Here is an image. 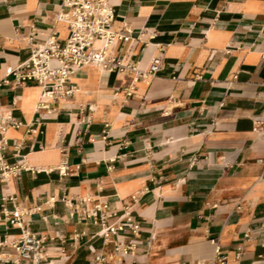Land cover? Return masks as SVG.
I'll use <instances>...</instances> for the list:
<instances>
[{"label": "crops", "instance_id": "crops-1", "mask_svg": "<svg viewBox=\"0 0 264 264\" xmlns=\"http://www.w3.org/2000/svg\"><path fill=\"white\" fill-rule=\"evenodd\" d=\"M108 2L111 30L130 36L111 54L162 70L126 97L132 74L83 66L37 123L42 89L1 84L0 116L22 124L2 154L22 170L0 182V216L30 211L22 227L43 239L45 264H210L213 239L227 264H264V0ZM63 9L0 0V80L30 56L31 33L68 38ZM20 235L0 222V241Z\"/></svg>", "mask_w": 264, "mask_h": 264}, {"label": "built area", "instance_id": "built-area-1", "mask_svg": "<svg viewBox=\"0 0 264 264\" xmlns=\"http://www.w3.org/2000/svg\"><path fill=\"white\" fill-rule=\"evenodd\" d=\"M63 10L56 16V23H64L69 35L64 42H60L54 33H50L41 44L33 41L31 33L26 42L31 45L30 56L0 80L11 89L37 85L42 89L41 100L34 111V121L37 123L43 112L50 113L47 99L56 101L72 97L76 89L66 88L65 84L70 77L81 67L91 65L107 72H128L132 74L131 85L124 91L126 97H131L135 84L142 80L155 77L162 70V59L153 58L148 69H139L133 61H123L111 54L110 49L117 41L127 42L129 35H123L111 30L115 19L113 7L108 0H62ZM143 35L142 33L140 36ZM155 33L149 34V39L155 38ZM102 41L101 47L96 46ZM15 102H13V105ZM259 124V123H258ZM22 124L10 114L0 116V182L6 183L10 177L19 175L22 167L8 165L3 157V150L8 141L5 133L9 128L18 129ZM28 132L32 133V122ZM257 162L264 164V159ZM193 163V162H192ZM62 176H66V162L62 161L58 167ZM2 200L12 201L10 195L3 196ZM29 213L24 209L14 208L13 211H4L0 222L7 220L11 225L21 229V235L13 239L0 241V264H45L43 253V239L22 227L21 217ZM122 227L110 228L107 232L122 231ZM132 231H138V225L132 226ZM214 245L213 257L210 264H227L226 256L222 253L217 239L211 240ZM131 247L123 250L127 254ZM240 253L236 255L239 258ZM104 260L98 259L97 264Z\"/></svg>", "mask_w": 264, "mask_h": 264}]
</instances>
